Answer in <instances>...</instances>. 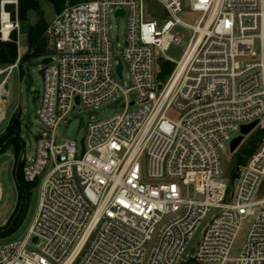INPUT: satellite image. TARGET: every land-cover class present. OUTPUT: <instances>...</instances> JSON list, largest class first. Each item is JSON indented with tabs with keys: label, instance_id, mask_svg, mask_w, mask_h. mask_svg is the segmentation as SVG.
Listing matches in <instances>:
<instances>
[{
	"label": "built area",
	"instance_id": "1",
	"mask_svg": "<svg viewBox=\"0 0 264 264\" xmlns=\"http://www.w3.org/2000/svg\"><path fill=\"white\" fill-rule=\"evenodd\" d=\"M145 1H66L54 13L37 110L43 131L21 167L23 181L39 187L36 210L22 238L0 244V264H264V0H192L201 14L193 27L178 18L181 0H151L166 13L160 22L148 19ZM16 4L0 1L2 40L18 30ZM111 15L126 20L120 53ZM178 25L193 35L174 62L164 52L181 43ZM160 62L172 65L163 81ZM119 97L122 110L88 121L80 143H57L74 107ZM255 121L249 134H263L228 185L220 154Z\"/></svg>",
	"mask_w": 264,
	"mask_h": 264
},
{
	"label": "rangeland",
	"instance_id": "2",
	"mask_svg": "<svg viewBox=\"0 0 264 264\" xmlns=\"http://www.w3.org/2000/svg\"><path fill=\"white\" fill-rule=\"evenodd\" d=\"M1 1V0H0ZM16 7L12 8L13 15L17 17L18 14V6L19 0H16ZM39 3L40 11L42 13V21L44 24L49 26L50 21L52 20L55 10L52 2L50 0H35ZM192 0H181L182 3V11L178 14V18L186 25L195 26L201 16L198 12H193L190 9V3ZM65 4V3H64ZM63 4V6H64ZM146 11L147 17L149 20L155 19L158 22L161 20L167 19L166 13L164 12L163 7L151 0H146ZM28 22L29 24L34 25L38 20V15L29 11L28 14ZM20 24V23H19ZM110 25H111V38L113 41V46L115 50H120L123 47L124 39H125V26L126 20L124 18H115L114 15L110 16ZM47 30V29H46ZM174 34H177L181 37V43L172 44L165 52L164 56L172 59L174 62H178L193 35L191 29L178 25L173 31ZM44 40L46 41V52L45 55L32 57L27 60L24 64H22L21 68L18 67L13 69L9 74L6 73L0 75V82L6 78L4 84V102L3 106L5 108L4 115L1 116L0 121V137L5 134V126L10 120V117L13 113L20 114V139L23 142L24 146V160L27 161L30 156L34 153L35 150V142L37 137L42 133V126L40 125L37 117V110L39 105L40 95L42 93L43 83H42V73L41 69L44 66V62L46 61V57L51 54V45L46 37V31L44 32ZM10 39V36H9ZM5 41L0 37V42ZM9 41V40H6ZM19 45L24 47L26 46L25 36L21 35L18 39ZM28 52L27 51L25 54ZM25 54L17 60L21 61V59L25 56ZM260 48L259 42L255 43V56L259 57ZM16 60V62H17ZM16 62L14 64H16ZM9 66H1L0 69H5ZM22 71V75H21ZM30 76L32 79V83L29 84L27 82V76ZM127 83L126 79V71L123 72V79L121 83ZM0 93H2V87L0 88ZM1 95V94H0ZM131 98L132 96L129 95ZM1 99V97H0ZM123 108L122 97L117 99L108 100L102 103L97 109L94 108H84L82 106L74 107L72 112L65 119V122L61 123L56 131V141L57 143H62L66 140H76L78 143L82 140L86 131V124L90 120H100L107 118L114 113L121 111ZM264 121V117L261 119ZM4 129V130H3ZM260 129H256L253 133L249 134L245 137L243 141V146L236 153H231L229 144L225 146L223 152H221V164L223 171L225 173V181L228 185H230V175L233 173L236 162H241L244 149L248 148L257 137V133H261ZM240 135V132L232 133L231 138H236ZM261 136V135H260ZM16 157L13 152L12 147L10 146L3 154L0 155V227L4 226L9 218L14 214L18 203H19V190L15 181V167H16ZM142 173H147L148 163L146 158H143L140 163ZM38 186H34L31 192V195L28 199H26V204L24 207L23 215L20 221L22 228L19 233L13 239L22 238L27 229L29 228L37 204V194H38ZM192 191V188H189V192ZM22 198V197H21ZM21 203V202H20ZM19 226V227H20ZM248 222H246L241 229L235 244L230 252V259H235L238 257V254L242 248V245L245 241L247 231H248ZM17 231V230H16ZM1 237L6 238L9 237ZM199 238V231L195 234L193 240L190 242L188 246V250L192 251L195 243ZM230 264V263H229Z\"/></svg>",
	"mask_w": 264,
	"mask_h": 264
},
{
	"label": "trees",
	"instance_id": "3",
	"mask_svg": "<svg viewBox=\"0 0 264 264\" xmlns=\"http://www.w3.org/2000/svg\"><path fill=\"white\" fill-rule=\"evenodd\" d=\"M50 1L52 2L53 6H54L55 13H57L61 10V8L63 7V4L66 1L73 3L76 0H50ZM29 11H33L38 15L39 20L34 25L29 24V22H28L27 14ZM13 19H14V15H13ZM17 21L20 24L25 25L26 31H27L26 36H27L28 52L21 59V61H19V67L21 68L22 64L27 62V60L31 59L32 57L45 55L46 41L44 40L43 35L47 29V26L42 21V13L40 11L39 3L35 0H19ZM6 35H7V33L3 34V37H6ZM16 60H17V32L13 31L10 34L9 41H1L0 42V65L1 66L13 65L16 62ZM160 68H161V72L158 75V79L160 81H163V80H165L167 75L171 72L172 65H170L169 63H166V62H160ZM21 75H22V71H21ZM262 134H263V131H261L260 134H259V132L257 133V137L254 140V142L252 143V145H250L248 148L244 149L242 155L248 156L257 148L258 142H259ZM12 136L20 137V114H18V113L11 116V118L8 122V125L5 128V134L2 137H0V147H2L4 142ZM10 146L13 149V152L15 154L16 161H17L19 154H20L21 145H20L19 141L16 139L12 140L10 142V144L8 145V147L3 152L0 153V155L3 154ZM19 179H20V181L23 185V188L25 190L26 199H28L31 195L32 190H33V186L26 184L23 181L22 176H21V168L19 171ZM18 190H19V188H18ZM19 192H20V190H19ZM21 197L22 196H21V192H20L19 193V203H18V206H17L14 214L9 218L8 222L4 226L0 227V230L6 229L9 226L12 219L15 217V215L19 209L20 202L22 200ZM23 211H22L19 219L17 220V222L13 226V228L8 232V234L1 236V237L11 235L19 228V226L21 224L20 221H22L21 218L23 215Z\"/></svg>",
	"mask_w": 264,
	"mask_h": 264
},
{
	"label": "water",
	"instance_id": "4",
	"mask_svg": "<svg viewBox=\"0 0 264 264\" xmlns=\"http://www.w3.org/2000/svg\"><path fill=\"white\" fill-rule=\"evenodd\" d=\"M120 14H121V12H120ZM26 32L27 31H26L25 25L19 24L18 25L17 34L18 35H26ZM120 70H121V66L119 65L118 66V72H120ZM27 82L29 84L32 83V79H31V77L29 75L27 76ZM158 88L160 89L161 85H159ZM76 102H78L77 98H76ZM257 124H258V121H255V122L251 123L250 125L241 127V135L239 137L235 138L230 144V151L231 152H233L238 147V145L241 143V141L243 139V136L248 135L256 127ZM15 139L18 140L20 145H21V150H20V154H19V157H18V160H17V163H16L15 174L14 175H15L16 184H17V186H18V188L20 189V192H21L22 200H21L19 209H18L15 217L10 222L9 226L6 229H4V230H0V244L12 240L19 233L20 229L22 228V225L17 229V231H15L9 237L1 238V236H4V235L8 234V232L13 228V226L15 225L17 220L19 219V217H20V215H21V213H22V211H23V209L25 207V203H26V193H25L23 185H22V183H21V181L19 179V171H20V168L22 166L23 157H24V146H23V142L20 139V137L12 136V137L8 138L4 142L2 147H0V153L3 152L8 147L10 142L12 140H15Z\"/></svg>",
	"mask_w": 264,
	"mask_h": 264
},
{
	"label": "crops",
	"instance_id": "5",
	"mask_svg": "<svg viewBox=\"0 0 264 264\" xmlns=\"http://www.w3.org/2000/svg\"><path fill=\"white\" fill-rule=\"evenodd\" d=\"M20 36L21 35H18L17 34V55H18V59H20L24 54H25V52L27 51V36L26 35H24L25 36V40H26V46H24V47H22V46H20L19 45V42H18V39L20 38ZM17 62H18V64H19V60H17ZM5 81H6V78H4L1 82H0V88L2 87V93H0L1 95H0V97H1V99H0V121H1V116H3L4 115V111H5V108H4V106H3V102H4V84H5ZM14 114H16V113H13L12 115H14ZM11 115V116H12ZM11 118V117H10ZM9 122V121H8ZM8 125V123L6 124V126ZM6 126H5V128H6ZM4 128V129H5ZM3 129V130H4Z\"/></svg>",
	"mask_w": 264,
	"mask_h": 264
},
{
	"label": "bare ground",
	"instance_id": "6",
	"mask_svg": "<svg viewBox=\"0 0 264 264\" xmlns=\"http://www.w3.org/2000/svg\"><path fill=\"white\" fill-rule=\"evenodd\" d=\"M7 33V31L6 30H3V34H6Z\"/></svg>",
	"mask_w": 264,
	"mask_h": 264
},
{
	"label": "flooded vegetation",
	"instance_id": "7",
	"mask_svg": "<svg viewBox=\"0 0 264 264\" xmlns=\"http://www.w3.org/2000/svg\"><path fill=\"white\" fill-rule=\"evenodd\" d=\"M26 204V203H25Z\"/></svg>",
	"mask_w": 264,
	"mask_h": 264
}]
</instances>
